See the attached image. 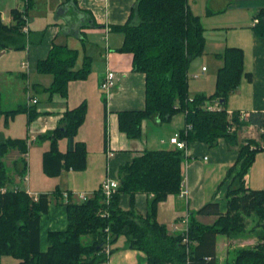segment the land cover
<instances>
[{"label":"trees","instance_id":"obj_1","mask_svg":"<svg viewBox=\"0 0 264 264\" xmlns=\"http://www.w3.org/2000/svg\"><path fill=\"white\" fill-rule=\"evenodd\" d=\"M250 1L259 8L255 17L259 21L254 30L264 40V0ZM13 17L15 24L9 26L0 13V51L24 48L30 41L24 31L28 22L26 14L14 10ZM117 28L124 32L120 50L132 53L133 68L145 74L146 87L143 109L119 112L120 130L131 138H139L144 119L159 115L167 120L185 113L186 124L192 125L187 133L185 128L181 129V136L187 143L202 141L216 146L220 138H225L230 145L238 146L240 167L227 193L229 209L220 214L217 202L206 203L198 213L219 214L214 223H202L192 215L186 234L170 233L168 225L158 220V208L168 196L180 193L184 150L176 146L146 149L120 166V185L109 205L104 202L101 190L86 201L71 199L65 203L68 227L50 231L49 248L42 251L40 218L41 213L49 209L50 195L34 196L26 189L9 187L11 178L4 157L10 149L18 148L22 153L28 149L25 139L9 138L0 142V264L4 255L14 256L18 264H100L108 259L105 252L107 228L112 243L120 235H126L127 246L143 251L147 264H217V235L241 234L247 229L248 216L256 217L249 230L259 229V242L254 247L238 249L230 264H264V188L245 186V176L262 147L253 139L239 138V132L248 122L264 126V113H253L245 121L240 118L239 111L230 115L226 107L231 92L244 78H252V73L244 68V50L229 46L218 53L223 65L217 72L215 91L191 96L190 63L203 54L206 41L200 16L189 9L188 0H137L128 22ZM78 55L76 49L55 44L49 55L39 60L38 71L53 76L46 90L67 96L70 82L88 77L92 61L87 56L82 67L77 68ZM215 100L221 103L220 110L205 107L206 102ZM87 112L86 102L68 109L57 127L41 136L51 140V147L44 155V169L48 175L57 176L64 168L81 170L86 167L87 146L85 142L76 141V136ZM36 116L31 110L30 119ZM63 138L72 142L67 152L59 148ZM235 169L233 166L229 175ZM139 192L151 195L145 216L137 213L133 205L129 210L120 205L122 194H129L133 204ZM106 207L110 215L103 217L100 210ZM185 236H188V243L184 242Z\"/></svg>","mask_w":264,"mask_h":264},{"label":"crops","instance_id":"obj_2","mask_svg":"<svg viewBox=\"0 0 264 264\" xmlns=\"http://www.w3.org/2000/svg\"><path fill=\"white\" fill-rule=\"evenodd\" d=\"M136 2L137 0H0V13L5 24H15L14 10L26 14L28 21L26 33L30 41L24 48H20L23 51L21 69L26 72L18 73L9 66L0 68V142L19 138L25 139L28 146L26 153L13 148L4 157L11 178L9 187L26 189L34 196L42 193L50 195L49 209L41 213L40 218L42 251L49 248L50 231L66 230L68 227L64 192H69L72 200H78L74 195L80 192L93 196L97 190H101L107 177L118 179L120 166L141 155L146 149L175 147L170 142V137L186 126L185 114L178 113L167 120L159 115L144 119L142 136L139 138H131L120 130L119 112L143 109L146 101L145 74L134 70L132 53L120 50L124 32L117 28L128 22ZM188 7L200 16L204 26L207 24L206 16L219 17L231 9L248 10L246 14L240 12L239 16L243 18L252 14L250 26L245 31L248 32L249 42L257 50L249 57L244 52V67L247 72L252 73V78L243 79L237 92L232 95V107L227 109L245 112V121L253 113H264V40L254 30L259 8L251 4L250 0H207L205 11L195 9L188 0ZM230 13L234 18L238 12ZM216 22L218 21L212 24ZM55 44L78 50L77 68L82 67L87 56L92 61L90 75L86 79L70 82L67 96L58 92H45V88L52 84L53 76L38 71L39 60L45 59ZM9 50L12 49L1 50L0 56ZM222 65L223 61L220 60L217 63L218 70ZM203 67L206 66H201L200 74L206 79L209 69L206 67L203 70ZM109 68L115 71L117 79L111 97L107 98L100 83ZM13 72L18 74L14 75ZM35 77L37 82L34 88L40 95H32L28 91L27 95L30 96L26 99L19 81L21 78L26 81ZM201 83L210 92L213 91L214 83ZM193 89L191 96L205 93L201 92L202 89H197L195 83ZM31 96L39 97L38 104L29 105ZM82 102L87 103L88 112L76 141L86 143V167L81 170L64 168L59 175L50 176L44 169V155L51 147V140L41 136L55 129L64 113ZM31 110L37 113L33 119H30ZM241 131L240 138L250 137L262 147L245 176V186L249 189H263L264 126L251 121ZM71 143L68 138L61 139L60 150L67 152ZM184 155L182 189H186L187 194H172L158 208V220L167 224L172 234L185 231L184 219L187 214L189 219L195 215L202 223H214L219 214L198 213L206 203L217 202L220 214H225L229 209L227 193L240 167L238 146L230 145L225 138H220L216 146L202 141H190L187 155L185 152ZM233 166L236 169L229 175ZM150 199L151 195L148 193L139 192L132 204L130 195L124 193L121 195L120 205L124 210L131 209L133 205L137 213L145 216ZM246 222L248 232L245 235H226V238L221 236L224 234L217 235V264H230L234 262L238 249L258 244L259 229L249 230L255 224L256 217L248 216ZM126 243L127 237L124 234L116 242H111V252L106 253L108 259L100 264H147L146 254L129 248ZM18 262L12 255H4L1 259V264Z\"/></svg>","mask_w":264,"mask_h":264},{"label":"rangeland","instance_id":"obj_3","mask_svg":"<svg viewBox=\"0 0 264 264\" xmlns=\"http://www.w3.org/2000/svg\"><path fill=\"white\" fill-rule=\"evenodd\" d=\"M194 1H196V3H194ZM190 2H192V5H194L196 7L195 9H202L203 11H205V9L207 8V0H190ZM230 12H232V13L238 12V13H237L236 17L233 18V16L230 15L231 14ZM240 12L243 14H246V12H249V11L248 10L231 9L230 11H227L226 14L219 15V17H213L212 15H210L209 17L206 16L205 21L207 24H205V25L207 27L204 26V24L202 22L203 27L205 29V31H204V36H205V41H206L205 49H204L203 54L196 56L190 63L191 65H190V68L188 71V73L190 75L189 76L190 93H192L194 91V89H193L194 83L196 84V88L199 90L202 89V87H204L201 90V92L204 91L206 94H211L215 91L216 82H217L216 76H217V72H218L217 63L219 64L220 60H221L218 58L217 54L222 53L226 49V47H229V46L241 47L244 50L246 56L248 55V57L256 52V50H257L256 46L251 44V42H249L248 32L245 31V30H248V27L250 26V23L252 20V14L250 13L249 16L247 15L243 18V17L239 16L241 14ZM214 21H218V22H216V24H212ZM232 44H234V45H232ZM22 52H23L22 49H20V50L19 49L18 50L12 49L11 51L9 50L4 55L0 56V68L5 67V66H9V67H11L10 69H13L14 71H16L18 73H21L22 71L26 72V70L21 69V62H22V58H23ZM202 65H205L209 69L206 72V76H207L206 79L202 77V74H200ZM195 67L196 68L198 67L197 70ZM16 72L15 73L13 72V74L14 75L18 74ZM194 75H196V76H194ZM22 79L23 78H21L19 81V86L22 88L23 92H25L26 99H28L30 96V94L27 95L28 91L31 92V94L34 93L35 95L36 94L38 96L40 95V94H38L39 92L36 91V89L34 88L35 82H37V80H36L37 77H35L32 80L26 78L27 79L26 81H23ZM197 82H199V83L207 82L209 84L214 83L213 84L214 89L212 92H210V90L208 88H206L205 85H202V83L197 84ZM236 89L234 91H232L231 94L229 95L226 107H229V108L232 107V104H231L232 95L234 94ZM44 91L49 92L51 94V92L48 90H44ZM54 93H56V92H54ZM38 96H36V97L31 96L30 99L28 100L29 105L34 106L35 104H38V102L40 101ZM234 111H237V110H234ZM241 132L242 131L239 132V138H240ZM248 134H250V133H248ZM249 138L244 137L243 139L242 138H240V139L244 140V139H249ZM246 230H244L242 232V234H240V235H243V234L245 235L248 232ZM221 236H225L223 238H226V235H221Z\"/></svg>","mask_w":264,"mask_h":264},{"label":"built area","instance_id":"obj_4","mask_svg":"<svg viewBox=\"0 0 264 264\" xmlns=\"http://www.w3.org/2000/svg\"><path fill=\"white\" fill-rule=\"evenodd\" d=\"M259 21L258 18L255 19V23H257ZM28 23V22H27ZM24 31L27 32L28 31V26L26 25L24 27ZM24 65H26V63H23ZM203 70H206V67H203ZM196 76V75H194ZM116 73L113 69L109 68L101 83H100V87L101 89L105 92V95L107 96V98H110L112 95V90L113 88L116 86ZM193 99V97H191V100ZM36 101V100H35ZM205 107L209 110H220L222 108L221 103L218 100L215 101H209L206 102ZM229 111V110H228ZM185 114V113H184ZM229 114L232 115L233 111H229ZM247 114L245 112H240V118L242 120L246 119ZM192 128L191 124H186L185 126V132L187 133L190 129ZM234 129V127L232 128ZM170 142L176 146L179 149L184 150L185 154L187 155V147H188V143L186 141V139H184L181 136V131H176L171 137H170ZM120 182L117 178H112V177H107L103 183H102V187H101V192L103 194V198H104V202L109 205L111 203L112 197L113 195L117 192L118 188H119ZM181 194L185 195L187 194V190L186 189H182L180 190ZM74 197H77L78 201H86L89 198H91L92 196L90 194L87 193H77L74 195ZM63 198L65 202H69L72 199V196L70 195L69 192H64L63 193ZM100 214L103 217H108L110 215V211H109V207L103 208L102 210H100ZM184 222L186 224V229L183 232L184 234L187 233L188 231V225H189V216L188 214L185 216ZM106 231L108 232V236L106 238V248H105V252L107 254H110L111 252V238H110V231L109 228L106 229ZM184 242L188 243L189 239L188 236L184 237Z\"/></svg>","mask_w":264,"mask_h":264}]
</instances>
